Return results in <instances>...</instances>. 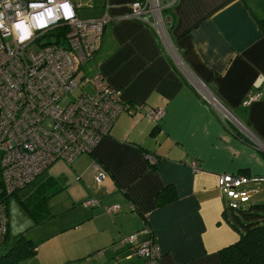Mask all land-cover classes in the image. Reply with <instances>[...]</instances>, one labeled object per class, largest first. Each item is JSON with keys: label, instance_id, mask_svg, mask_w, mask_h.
Instances as JSON below:
<instances>
[{"label": "crops", "instance_id": "obj_1", "mask_svg": "<svg viewBox=\"0 0 264 264\" xmlns=\"http://www.w3.org/2000/svg\"><path fill=\"white\" fill-rule=\"evenodd\" d=\"M132 1L89 0L85 15L105 8L112 19L79 69L85 67L81 78L101 71L122 90L130 111L118 114L91 152L62 162L61 172L36 185L44 197L38 210L47 215L41 222L28 215L32 222L16 232L35 243V253L13 264H144L146 257L122 240L136 232V241L151 233L158 243V264H222L219 250L238 237L227 208L264 191V32L258 22L264 0H160L171 44L152 23L128 15ZM192 76L251 134L220 113ZM251 91L260 97L245 105ZM149 107H163V116L150 119ZM193 159L199 171L190 166ZM93 160L108 172L101 182ZM220 173L255 178L221 190ZM168 184L176 197L158 205L156 194ZM69 185L76 189L61 198L65 206L51 211L48 197ZM90 197L99 204L83 206ZM113 203L120 209L107 212ZM146 225L150 231H141Z\"/></svg>", "mask_w": 264, "mask_h": 264}, {"label": "built area", "instance_id": "obj_2", "mask_svg": "<svg viewBox=\"0 0 264 264\" xmlns=\"http://www.w3.org/2000/svg\"><path fill=\"white\" fill-rule=\"evenodd\" d=\"M5 3L6 0H0V12L4 13L8 28L7 32L0 29V245L9 228L6 197L33 182L56 159L71 162L77 155L91 152L101 137L109 133L118 114L131 108L122 90L111 85L101 71L80 82L75 81L80 67L100 46L103 27L112 19L107 9L99 14L85 15L83 10L90 6L89 0H70L75 13L71 20H65L61 12L59 20L44 29L33 28L32 38L19 42L12 25L33 11H43L33 10L28 5H50L48 0H12L11 7L6 8ZM163 7L160 0H133L128 15L152 23L163 40L171 44ZM175 55L180 61L178 52ZM191 79L220 113L237 123L247 135L251 134L204 83L194 76ZM83 82H89L93 91L66 97ZM259 97V91H251L243 103L248 105ZM135 106L137 110L141 107ZM163 113V107H149L144 111L154 121ZM47 118L48 124L45 123ZM147 157L150 161L155 159L152 154ZM189 164L195 171L200 170L196 160ZM92 166L95 180L103 181L107 170L97 160H93ZM218 178L219 188L229 190L255 177L220 173ZM81 204L92 207L99 204V199L85 198ZM119 209L118 203L106 207L109 213ZM141 231L149 232L150 229L146 225ZM136 235L137 232L132 233L122 240L146 257L144 264H158L161 250L151 233L141 241H136Z\"/></svg>", "mask_w": 264, "mask_h": 264}, {"label": "trees", "instance_id": "obj_3", "mask_svg": "<svg viewBox=\"0 0 264 264\" xmlns=\"http://www.w3.org/2000/svg\"><path fill=\"white\" fill-rule=\"evenodd\" d=\"M170 20L165 18L166 27L169 31ZM259 25L264 32V18L258 19ZM36 188L37 198L31 199L30 195L21 201L25 211L34 222H41L46 217L45 211L38 209L44 204L42 190ZM43 189V188H41ZM40 194V195H39ZM176 197V192L171 184L165 185L156 194V202L163 205ZM33 200V206L28 202ZM43 206H41L42 208ZM233 218L230 223L238 232V237L231 243L219 250L222 264H264V202H251L249 206H232ZM8 212V211H7ZM9 239L7 232L2 244ZM35 253V243L23 233L19 234L15 241L0 254V264H13Z\"/></svg>", "mask_w": 264, "mask_h": 264}, {"label": "rangeland", "instance_id": "obj_4", "mask_svg": "<svg viewBox=\"0 0 264 264\" xmlns=\"http://www.w3.org/2000/svg\"><path fill=\"white\" fill-rule=\"evenodd\" d=\"M83 9V8H82ZM85 9V8H84ZM86 64L88 63L85 62ZM85 68V67H84ZM84 68H82L81 71H78L77 75L75 76V81L80 82L82 80L81 76H82V71L84 72ZM91 76V75H90ZM90 76H87V78H89ZM81 91H93L92 86L89 82L87 83H82V84H78L77 86L74 87V89L70 92L67 93L66 97L67 98H72L76 95H78ZM50 121L47 118L45 123L48 124ZM62 162H64V164L66 165L67 162L65 159L62 158H58L55 161H53L51 163V165H49L41 174H39V176H37V178L31 182L30 184H28L27 186L18 189L15 193H10L7 197H6V208L8 211V220L11 219L10 222V228H12V230H16V231H12L10 230V238L9 240H7V242L5 244H1L0 245V254L2 252H4L10 245L11 243H13V241H15L16 237L21 234V232L17 233L19 230V228H25V224L32 222L31 218L28 216L27 212L24 209V206L22 205L21 201H25L24 199L27 198L29 195L31 196V199L37 198L36 195L37 192L34 191V188L36 187V185L42 180L45 179L46 176L50 175V174H58V172H61L62 169ZM71 187H74V190L76 189L75 185H69L65 188H60L56 193H54L53 195L48 197V204L50 205V209L51 211L55 212L57 210H60L61 208H63V206H65V202L61 200L62 197L65 196L66 193L72 191ZM54 187H51V189H53ZM0 192H2V185L0 183ZM34 194V196H32ZM40 195V194H39ZM246 199H244L245 201ZM251 201L254 202H264V191H261L259 195L255 196V198L252 197L247 199L244 202V207L249 206V204H251ZM33 200H30L28 202L29 205L33 206ZM227 213L230 217V219L233 218L232 216V211L230 206L227 208ZM54 219V218H51ZM28 226V225H26ZM9 227V225H8ZM23 230V229H21ZM26 230V229H25ZM237 232V231H236ZM238 234V232H237Z\"/></svg>", "mask_w": 264, "mask_h": 264}, {"label": "clouds", "instance_id": "obj_5", "mask_svg": "<svg viewBox=\"0 0 264 264\" xmlns=\"http://www.w3.org/2000/svg\"><path fill=\"white\" fill-rule=\"evenodd\" d=\"M11 5L12 0H6L4 6L6 8H10ZM48 5L50 6L46 7L44 3L29 4V8L33 10L43 9V11H33L30 16L18 19L12 25V31L15 33L16 39L19 42H24L31 39L33 36V28L44 29L47 28L50 23H54L55 21L59 20L61 18L59 13L61 12L65 20H71L75 16L70 0H60L59 3H57L56 0H48ZM0 29H4L5 32L8 31V28L4 22L3 12H0Z\"/></svg>", "mask_w": 264, "mask_h": 264}, {"label": "water", "instance_id": "obj_6", "mask_svg": "<svg viewBox=\"0 0 264 264\" xmlns=\"http://www.w3.org/2000/svg\"><path fill=\"white\" fill-rule=\"evenodd\" d=\"M261 147L264 149V145H261Z\"/></svg>", "mask_w": 264, "mask_h": 264}]
</instances>
